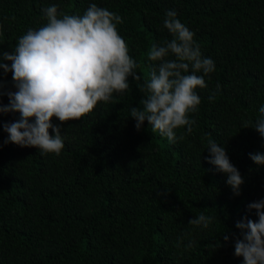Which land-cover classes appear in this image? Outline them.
Masks as SVG:
<instances>
[{
	"label": "trees",
	"instance_id": "obj_1",
	"mask_svg": "<svg viewBox=\"0 0 264 264\" xmlns=\"http://www.w3.org/2000/svg\"><path fill=\"white\" fill-rule=\"evenodd\" d=\"M91 3L122 17L117 30L141 78L129 77L126 93L62 124L59 156L4 144L2 125L19 113H0V264H243L234 255L235 224L256 220L247 205L264 199V166L249 158L264 153V139L242 128L254 127L264 105V0H0V52L43 26V9L83 15ZM168 10L215 62L207 87L196 89L193 132L176 129L174 144L147 121L137 131L130 117L146 97L138 85L158 63L148 51L172 38L163 26ZM0 79L3 91L15 90L11 72L0 69ZM0 103H9L6 95ZM209 139L243 177L239 196L207 162ZM201 213L213 218L208 228L188 223Z\"/></svg>",
	"mask_w": 264,
	"mask_h": 264
},
{
	"label": "clouds",
	"instance_id": "obj_2",
	"mask_svg": "<svg viewBox=\"0 0 264 264\" xmlns=\"http://www.w3.org/2000/svg\"><path fill=\"white\" fill-rule=\"evenodd\" d=\"M42 11L46 20L43 26L28 29L14 51L0 52V69L5 75L11 72L15 89L3 91L5 81L0 79V96L6 95L9 101L7 105L0 103V113H19L18 120L2 125L8 134L3 143L59 156L64 148L62 124L83 119L98 103H109L114 94L126 93L129 77L133 81L141 77L117 30L123 23L119 14L96 3H91L83 15L59 13L57 5ZM163 26L172 38L152 45L148 51V60L158 63L147 81L138 85L146 97L141 101L142 109H130V117L137 131L147 121L153 132L174 144L176 129L186 127L187 134L193 132L196 122L189 117L201 103L196 89L207 87L204 77L215 71V62L202 55L194 33L178 19L176 11H166ZM2 28L0 25V37ZM170 55L174 58L168 59ZM3 61H10V66ZM53 118L60 124H53ZM242 128H253L264 139V105L254 127L246 122ZM207 150V162L226 175L225 183L234 196H239L244 180L225 148L209 139ZM249 158L255 165L264 166V153H249ZM247 210H255L257 219L246 215L236 222L239 235H234V255L242 257L243 264H264V199L248 204ZM212 220L201 213L188 223L208 228ZM228 240L225 235L224 241ZM192 246L190 240L188 247Z\"/></svg>",
	"mask_w": 264,
	"mask_h": 264
}]
</instances>
